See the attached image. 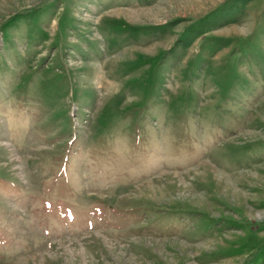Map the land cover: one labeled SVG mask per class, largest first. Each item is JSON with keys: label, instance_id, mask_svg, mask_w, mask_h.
Segmentation results:
<instances>
[{"label": "rangeland", "instance_id": "obj_1", "mask_svg": "<svg viewBox=\"0 0 264 264\" xmlns=\"http://www.w3.org/2000/svg\"><path fill=\"white\" fill-rule=\"evenodd\" d=\"M0 264H264V0H0Z\"/></svg>", "mask_w": 264, "mask_h": 264}]
</instances>
